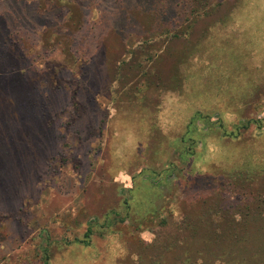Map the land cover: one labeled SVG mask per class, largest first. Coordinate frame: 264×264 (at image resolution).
<instances>
[{"label": "rangeland", "instance_id": "1", "mask_svg": "<svg viewBox=\"0 0 264 264\" xmlns=\"http://www.w3.org/2000/svg\"><path fill=\"white\" fill-rule=\"evenodd\" d=\"M0 264H264V0H0Z\"/></svg>", "mask_w": 264, "mask_h": 264}, {"label": "trees", "instance_id": "2", "mask_svg": "<svg viewBox=\"0 0 264 264\" xmlns=\"http://www.w3.org/2000/svg\"><path fill=\"white\" fill-rule=\"evenodd\" d=\"M233 82H234V80H233ZM196 116H199V115L197 114ZM196 116H195V117H196ZM193 119H194V118H193ZM193 119H190V120H189V123H188V125H187V127H186V131H185L184 134H188L187 131H188V129L190 128V126L193 125ZM254 123H256V121H249V120H247V121H239V122L234 126V129H235L236 134H238V132H241V131H244V130L248 129V127H249L251 124H254ZM221 130H222V133H223L224 135H226V136L233 134V133H228L224 126H222ZM197 132H199V131H197ZM198 135H199V133H197V135L194 134V136H197L196 138H194V136H192V138H189V139H188L189 141L192 142L191 144H189V148H188V149H193V148L196 146V144H195L196 139H197V140H198V139L201 140L200 138H198ZM236 136H237V135H236ZM194 141H195V142H194ZM86 236H88V234H86ZM84 244H85V245H88L87 241H84ZM43 256H44V262H46V260H47V255L43 253Z\"/></svg>", "mask_w": 264, "mask_h": 264}]
</instances>
